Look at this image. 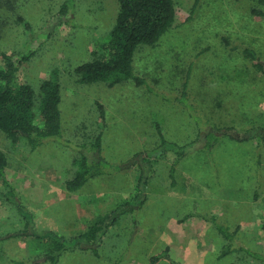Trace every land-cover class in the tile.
<instances>
[{
	"label": "rangeland",
	"instance_id": "obj_1",
	"mask_svg": "<svg viewBox=\"0 0 264 264\" xmlns=\"http://www.w3.org/2000/svg\"><path fill=\"white\" fill-rule=\"evenodd\" d=\"M175 1L172 26L134 54L146 85L108 86L79 82L74 68L107 41L118 0H70L65 14L63 0H0V51L31 50L14 83L37 90L57 72L63 140L31 150L0 131V264H51L54 240L67 246L57 264H170L151 260L165 248L179 264H264L243 251L219 258L225 240L207 218L264 257V138L221 136L205 147L210 126L196 139L193 119L264 133V73L242 52L252 48L264 64V0H198L193 11L195 0ZM157 123L171 142L190 144L172 176L173 151L155 149ZM99 130L103 173L70 192L76 145ZM137 151L139 163L123 170ZM99 218L93 245L79 234Z\"/></svg>",
	"mask_w": 264,
	"mask_h": 264
},
{
	"label": "trees",
	"instance_id": "obj_2",
	"mask_svg": "<svg viewBox=\"0 0 264 264\" xmlns=\"http://www.w3.org/2000/svg\"><path fill=\"white\" fill-rule=\"evenodd\" d=\"M69 1L63 0L60 14L66 13ZM197 2L198 0L194 1L192 11ZM175 5V0H118L117 13L107 41L98 43L91 50L90 59L74 68L78 81L81 83L104 82L108 86L126 81H132L138 86L146 85L145 79L135 73L133 66L134 54L141 45H154L172 26L176 14ZM257 13L261 12L257 11ZM18 20L23 21L21 17H18ZM242 52L246 58L251 60L258 71L264 73V64L252 48L245 47ZM30 55L31 50L21 53L0 51V131L13 143L24 140L32 150L45 140L58 138L61 133L59 108L61 85L56 71H51L40 82L37 90L28 83L15 84V73L21 64L29 59ZM145 88L148 91L152 90L150 87ZM183 89H185V85ZM38 117L40 122L37 121ZM193 119L196 120L195 125L198 128L196 139L203 132L204 125L210 126L202 137L205 141V147L214 146L221 139V136H229V138L236 141H245L255 136L264 138V133L260 128H257L259 133L252 132L253 128L238 131L229 126L220 128L210 121L203 122L200 117ZM102 121L101 118L100 122ZM157 132L160 139L158 147L166 153L173 151L174 154L175 152L174 157L172 154L170 163L169 174L172 176L180 157L185 154V151H188L187 147L190 144L179 145L167 141L162 136L158 126ZM100 133L99 130L90 142L76 145L79 152L77 151L78 155L72 161L74 172L72 177L65 181V188L68 191H77L90 178L103 173L101 165L105 162V159L101 153ZM61 136L59 139L63 141ZM190 143H195V140L190 141ZM6 162L5 154L0 150L1 175L4 172ZM207 218L225 240L218 254L219 258L235 251H243L264 261V257L259 253L252 252L245 247H235L233 242L234 233L230 232L229 228L220 223L214 215ZM102 221L103 219L99 218L93 222L84 232L79 234V237L94 245L99 240V233L103 227ZM52 244L47 259L51 264H57L58 258L67 246L62 240H54ZM159 259H165L170 264H179L170 258L168 248H165L162 253L151 257V260L154 261ZM12 263L27 264L18 260H14Z\"/></svg>",
	"mask_w": 264,
	"mask_h": 264
},
{
	"label": "crops",
	"instance_id": "obj_3",
	"mask_svg": "<svg viewBox=\"0 0 264 264\" xmlns=\"http://www.w3.org/2000/svg\"><path fill=\"white\" fill-rule=\"evenodd\" d=\"M127 82V81H126ZM129 82H132V81H129ZM123 83V82H122ZM125 83V82H124ZM118 84H120V83H118ZM135 84V83H134ZM117 85V84H116ZM136 85V84H135ZM195 124V123H194ZM155 125V124H154ZM156 126V127H155ZM154 126V133H156L157 135V144H156V146H155V149L156 148H160V147H158V145H159V142H160V139H159V136H158V132H157V126L159 127V129H160V132H161V134H162V136L167 140V141H170V139L168 138L167 139V135H164V132H166V129L163 127V126H161V125H159L158 123L156 124ZM196 135H197V131H196ZM153 136H155V134H153ZM188 140L187 139H185V140H183V141H179V145H182V144H187L188 142H187ZM178 142V141H177ZM145 148V147H144ZM139 150V149H138ZM162 151V150H161ZM140 151H137V152H135V153H132V155L130 156L131 158H132V161L130 160V161H128V160H126L125 162H123L122 164H123V170H126V169H128V168H130L131 166H135V165H137L138 163H139V161H136L137 160V156L140 154L139 153ZM161 155L162 154H165V155H168V153H166V152H161L160 153ZM185 155V154H184ZM184 155L182 156V157H180V159L179 160H181L183 157H184ZM108 160H109V158H108ZM179 162V161H178ZM169 172H170V168H169ZM171 184H175L173 181H171ZM233 187V189H237V187H234V185L232 186Z\"/></svg>",
	"mask_w": 264,
	"mask_h": 264
}]
</instances>
